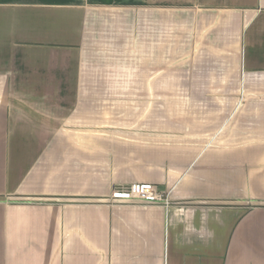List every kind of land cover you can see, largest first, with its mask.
<instances>
[{
  "label": "crops",
  "instance_id": "obj_1",
  "mask_svg": "<svg viewBox=\"0 0 264 264\" xmlns=\"http://www.w3.org/2000/svg\"><path fill=\"white\" fill-rule=\"evenodd\" d=\"M0 264H264V0H0Z\"/></svg>",
  "mask_w": 264,
  "mask_h": 264
},
{
  "label": "built area",
  "instance_id": "obj_2",
  "mask_svg": "<svg viewBox=\"0 0 264 264\" xmlns=\"http://www.w3.org/2000/svg\"><path fill=\"white\" fill-rule=\"evenodd\" d=\"M111 203L141 207H161L166 210L172 207L171 193L160 191L156 186L136 184L125 193H114Z\"/></svg>",
  "mask_w": 264,
  "mask_h": 264
},
{
  "label": "rangeland",
  "instance_id": "obj_3",
  "mask_svg": "<svg viewBox=\"0 0 264 264\" xmlns=\"http://www.w3.org/2000/svg\"><path fill=\"white\" fill-rule=\"evenodd\" d=\"M126 102H129V100H126L124 103H126ZM163 102L165 103V106L170 105V124H171L170 136H171V138L172 139H179L180 135H182L181 136L182 138H186V137L189 138L190 137L189 134H194V132H190V131L185 132L184 130L182 132H180V130L178 129L179 128V114H178L179 100L178 99L155 100V108L157 109V107L162 106ZM157 118L158 117H156V119ZM172 206H174V202L172 203Z\"/></svg>",
  "mask_w": 264,
  "mask_h": 264
}]
</instances>
